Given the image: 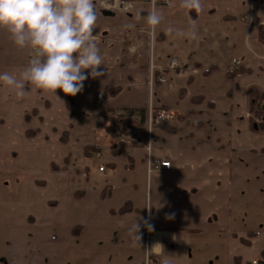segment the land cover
<instances>
[{
  "label": "crops",
  "instance_id": "crops-1",
  "mask_svg": "<svg viewBox=\"0 0 264 264\" xmlns=\"http://www.w3.org/2000/svg\"><path fill=\"white\" fill-rule=\"evenodd\" d=\"M103 1L106 0H97L99 20L93 33L104 58L101 67L105 75L98 79H107L106 91L122 87L117 95L105 96L103 103L110 102L104 107L106 113L114 114L117 122V113L111 110L146 108V102L115 104V100L147 83L149 103L156 108L167 106L177 113L173 123L177 131L170 134L156 127L170 137H163L159 143L162 136L157 132L154 144V134L141 114L135 118L136 142H117L123 129L117 122L112 132L97 135L96 142L90 145L103 148L107 167H116V160L125 158L127 166L135 168L139 162L147 169V141L150 143L152 138V158L172 162L170 170H155L152 174L165 176L169 183L181 180L177 199L184 202L170 204L180 222L151 224L150 244L142 246L136 239L131 211L114 215L126 217L131 226H102L90 220L83 225V239L76 240L71 204L76 192L73 180L81 169L74 168L71 137L76 128L78 97L65 96L57 90L60 99L29 86L28 94L20 98L0 85V264H146L148 256L154 257L157 264H208L213 258L215 264H235V256L250 264L259 260L264 246L256 253L234 251L233 242L227 249L220 246L218 232L213 229H207L214 233L210 235L212 246H206L208 239L204 238L206 242L202 236L205 228L212 225L209 216L219 211L216 199L223 200L216 186L222 182L220 179L232 185L240 183L241 188H233L236 193L253 192L261 199L260 193L264 192V100L263 116L253 124L249 110L250 89L264 92V44L257 40L264 2L199 0L200 6L196 7L194 0H171L170 5H157L153 10L149 3L121 7L110 1L105 6ZM252 8L253 15L243 21L242 15ZM105 10L112 14L106 15ZM150 11L159 14V24L147 23ZM173 59H178L179 66L167 73L168 84L156 81L151 85V62L161 69ZM28 60L29 52L18 50L8 34L0 31V72L18 74ZM212 66L217 69L204 75ZM237 68L252 71L228 78L227 73ZM182 88L186 93L180 97ZM101 91L94 94L95 103H102L97 100L98 93L104 92ZM199 95L205 101L192 102ZM68 97L73 99L71 108ZM65 131H69V137L64 141ZM99 138L103 141L99 142ZM190 152L194 155L182 158ZM54 164L58 168H53ZM102 164L105 162L99 166ZM232 208L229 197L223 213L229 216ZM141 229L145 228L140 226ZM87 232L89 238L85 237ZM260 235L258 231L249 248ZM61 236L63 241L58 244Z\"/></svg>",
  "mask_w": 264,
  "mask_h": 264
},
{
  "label": "rangeland",
  "instance_id": "rangeland-1",
  "mask_svg": "<svg viewBox=\"0 0 264 264\" xmlns=\"http://www.w3.org/2000/svg\"><path fill=\"white\" fill-rule=\"evenodd\" d=\"M107 84V79L102 78L93 80L89 77V79L84 82L83 91L77 94L76 118L74 120L76 128L71 137V143L74 144L73 146L75 147L74 168L81 169V171H79L80 174L76 175L74 178L73 184L75 190H80L82 193H80V196H75L71 204L73 219L76 222L73 228L81 226L75 234L73 231V236H75L76 240L83 239V225L90 220L96 224L100 223L102 226L119 225L121 223L123 226H131V221H126V217H118L111 214L112 208H119L124 205L126 201L133 200L135 202V205H133V213L130 217H132L131 219L134 224L137 222L144 228H148V225L151 224H178L180 220L173 212V208L170 207V204L173 205L176 203V205H179L184 202L177 199L178 195H180L179 191L182 189L179 183L181 180L178 179L174 181V183H169V180L166 179L165 176L159 178L157 174L149 173L139 162L136 163L135 168H131L129 165L127 166V159L118 158L116 160V167H108L106 174H102L98 170V166L101 162L107 164L108 160L104 158V155L102 158L96 157V155H90L87 156V160H84V147L90 145L92 142L95 143L97 135L100 136V134L104 135L107 132H112V128L116 127L117 122L122 124V127L125 128L131 122H134L135 118H137L136 116L141 115L140 113L132 115L127 108L114 109L111 111L117 113L116 122L114 114H107L104 107L110 102L95 103L96 101L94 98V94L102 92L101 90H104L103 93L105 96H111L109 90L106 91L105 89ZM150 93L149 84L146 83L143 87H138L133 89L132 92L127 91L122 94L115 100V104H138L146 102L147 109L151 107L156 108L149 103ZM147 126L151 129V133L154 134V144L157 143L156 140L158 137L155 136L157 132L162 136L158 138L159 143H162L163 137H170V135L161 133L160 130L158 131L155 125L150 126L147 123ZM150 139L151 144L152 138ZM98 140L99 142L103 141L100 138ZM110 148H113V146H110ZM191 153L192 152L184 153L182 158ZM192 155L194 154L192 153ZM220 174L222 175V173ZM125 177L128 179L127 183ZM220 180H222V182L216 183V186L218 187L217 192L223 200L216 199L215 202L220 205L215 206V208L219 211L214 215H210L208 218V220L212 221V225L206 227V230L203 231V239H208V242L204 239L207 242L205 245L212 246L210 235L214 233H209L207 229H213L215 232H218V237H220L219 240H221L220 246H225V249H227L226 247L229 243V245H231V242H233L231 249L234 251L243 250L256 253V250L264 246V192L260 193L261 199L258 198L257 193L253 192H251V194L236 193L233 191V188H241L240 183L237 182L232 185L226 180ZM106 184L112 188V191L102 196V190L107 186ZM247 187L248 186H246V188ZM254 194H256V196ZM229 197L232 198L234 208L230 210L231 214L226 216L223 212L229 202ZM192 201L194 200L192 199L191 202ZM241 203L243 206L240 205ZM236 204H239V207H236ZM221 205H223V207ZM174 210L177 211L178 209L174 208ZM170 216L171 218H169ZM184 217L188 218L187 215H184ZM142 230L144 229H141V231ZM257 230L261 231V235L251 248H249V246L246 247V245L242 244L238 239L233 241L232 233L247 235L250 231L258 232ZM63 237H59V241H57L58 244L61 243L60 241H63ZM85 237L89 238V232H87ZM226 239L228 242H226ZM140 245L146 246V243L140 241ZM221 249L222 248H220V250ZM53 252H55V249ZM215 259L216 258L211 259L208 264H215ZM7 264H9V261H7ZM49 264L55 263L50 262Z\"/></svg>",
  "mask_w": 264,
  "mask_h": 264
},
{
  "label": "clouds",
  "instance_id": "clouds-1",
  "mask_svg": "<svg viewBox=\"0 0 264 264\" xmlns=\"http://www.w3.org/2000/svg\"><path fill=\"white\" fill-rule=\"evenodd\" d=\"M194 3L200 6L199 0ZM98 20L97 0H0V31L18 50L29 52L28 64L18 74L0 72V85L20 98L28 94L29 86L75 97L89 77L105 75L104 58L93 34ZM160 20L158 13L149 12V25ZM139 228L135 222L137 240ZM148 228L153 230L151 225Z\"/></svg>",
  "mask_w": 264,
  "mask_h": 264
},
{
  "label": "built area",
  "instance_id": "built-area-1",
  "mask_svg": "<svg viewBox=\"0 0 264 264\" xmlns=\"http://www.w3.org/2000/svg\"><path fill=\"white\" fill-rule=\"evenodd\" d=\"M108 1L113 2V3L117 2V4L120 5L121 7L125 5H130L132 3H149L151 4L153 10L155 9L157 5H170L171 4V0H106V1H103L104 5ZM252 1L257 2V3H262L264 0H252ZM105 6H109L108 3ZM250 13L252 14L253 10H251ZM243 19L245 21H248L250 19V16L248 14L244 15ZM257 27L261 33L260 38L261 37L264 38V18L259 22ZM142 32H139V34H141ZM150 33L152 34L153 32L151 31ZM178 66H179L178 59H173L168 66L159 69L160 74L158 75L157 80L162 84H168V78L166 76L167 72L171 71L172 69H176ZM150 68H151L152 73L155 69H158V67L153 62H151ZM152 83H153V75H151V84ZM98 100L99 101L105 100L104 95L102 93L98 94ZM176 119H177L176 113H174L171 110H165V109L153 110L151 108L147 115V123L150 126L152 125L158 126L164 122L171 123V122L176 121ZM137 134H138V129L133 124L128 125L121 131L118 137V141L127 143V144H132L136 142ZM147 152H148L147 169L149 173H152L155 170H160V169L170 170L172 168V162L169 159H153L152 158L150 145L147 146ZM96 156L100 157L101 153H97ZM106 169L107 168L105 165L99 166L100 171H106ZM139 236H140V241H144L146 245L149 244L151 240V233L148 229L140 232ZM146 264H155V263L152 262L149 258H147ZM252 264H264V263H260L258 260H253Z\"/></svg>",
  "mask_w": 264,
  "mask_h": 264
},
{
  "label": "trees",
  "instance_id": "trees-1",
  "mask_svg": "<svg viewBox=\"0 0 264 264\" xmlns=\"http://www.w3.org/2000/svg\"><path fill=\"white\" fill-rule=\"evenodd\" d=\"M261 34V33H260ZM261 42L264 43V38H260ZM217 67L216 66H212L210 67L208 70L204 71V75L208 76L211 74V72H213L214 70H216ZM252 70L249 68H237L236 70L233 71H229L227 73L228 78H234L235 76L239 75V74H244V73H250ZM122 90L121 86H115L109 89V93L111 96H115L117 95L120 91ZM186 93V89L182 88L179 91V95L180 97H183V94ZM205 97L202 95L196 96L194 98H192V102L196 103V102H203L205 101ZM264 100V92H261L259 90H255V89H250V104H249V110L250 113L252 115V124L253 121L256 119H260L263 116V111H262V106L261 103ZM207 104H210V101L207 102ZM73 105V99L72 97H68V106L71 108ZM160 108L162 109H169L167 106H161ZM129 109L128 111H130L131 113H140L143 114V121L145 120V115L147 112L146 108H127ZM255 117V118H254ZM120 118V117H119ZM158 127H160L163 131L170 133V134H174L177 131V128L169 123H163L161 125H159ZM69 137V131H65L64 135H63V140H67ZM103 148L101 147H96V146H91V145H87L84 147V154L85 156H89L90 154L102 151ZM53 168H58L55 164L53 165ZM112 188H110V186H105L104 189L102 190V196L106 195L107 192H111ZM80 193H82V191H76L75 192V196H80ZM134 206L132 201H126L124 203V205L118 209V210H111V214L115 215V214H126L128 212L133 211ZM81 226H76L75 228H73L74 234L78 231V228H80ZM232 236L236 239H238L242 244L246 245V246H251L252 245V239L255 238L257 236V232L256 231H250L245 237L243 236H239L237 233H232ZM154 257H152L153 259ZM233 261L235 264H250L248 262H244L243 259L239 256H235L233 258ZM259 262L260 263H264V249H262L259 253Z\"/></svg>",
  "mask_w": 264,
  "mask_h": 264
},
{
  "label": "water",
  "instance_id": "water-1",
  "mask_svg": "<svg viewBox=\"0 0 264 264\" xmlns=\"http://www.w3.org/2000/svg\"><path fill=\"white\" fill-rule=\"evenodd\" d=\"M104 13H105L106 15L112 14V12L109 11V10H105Z\"/></svg>",
  "mask_w": 264,
  "mask_h": 264
}]
</instances>
